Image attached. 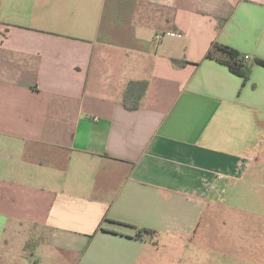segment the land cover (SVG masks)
Returning a JSON list of instances; mask_svg holds the SVG:
<instances>
[{"label":"crops","instance_id":"crops-1","mask_svg":"<svg viewBox=\"0 0 264 264\" xmlns=\"http://www.w3.org/2000/svg\"><path fill=\"white\" fill-rule=\"evenodd\" d=\"M256 58L264 0H0V264H142L196 234L261 171Z\"/></svg>","mask_w":264,"mask_h":264},{"label":"rangeland","instance_id":"rangeland-1","mask_svg":"<svg viewBox=\"0 0 264 264\" xmlns=\"http://www.w3.org/2000/svg\"><path fill=\"white\" fill-rule=\"evenodd\" d=\"M261 159L260 173L218 193L196 234L169 237L142 264H264V149ZM23 227L26 237L41 233L36 226Z\"/></svg>","mask_w":264,"mask_h":264},{"label":"trees","instance_id":"trees-1","mask_svg":"<svg viewBox=\"0 0 264 264\" xmlns=\"http://www.w3.org/2000/svg\"><path fill=\"white\" fill-rule=\"evenodd\" d=\"M220 50L222 53L225 54L226 59H222L221 61L226 64L230 70L240 76H242L245 80H248L251 74V65L248 63V60H246L245 55L241 54L239 51L235 50L232 47L220 45L218 43H215L211 49V51L208 53V57L212 58L213 53L215 50ZM255 62L257 64H260L264 66V60L256 58ZM134 84V83H133ZM138 92L135 93V89L132 90V88H129V92L132 93V97H129L126 95L124 99V103L126 107L130 109H135L140 105L141 97L143 96L145 90H146V83L145 87L143 89L138 88ZM151 233L152 231L150 229L146 228H137L136 236L142 237L143 233Z\"/></svg>","mask_w":264,"mask_h":264},{"label":"built area","instance_id":"built-area-1","mask_svg":"<svg viewBox=\"0 0 264 264\" xmlns=\"http://www.w3.org/2000/svg\"><path fill=\"white\" fill-rule=\"evenodd\" d=\"M246 58H248V57H246ZM221 177H222V175H221Z\"/></svg>","mask_w":264,"mask_h":264}]
</instances>
